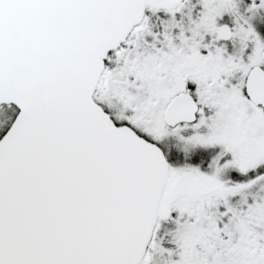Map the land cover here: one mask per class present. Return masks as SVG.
Wrapping results in <instances>:
<instances>
[{
	"label": "snow or ice",
	"instance_id": "obj_1",
	"mask_svg": "<svg viewBox=\"0 0 264 264\" xmlns=\"http://www.w3.org/2000/svg\"><path fill=\"white\" fill-rule=\"evenodd\" d=\"M0 264H264V0H0Z\"/></svg>",
	"mask_w": 264,
	"mask_h": 264
}]
</instances>
